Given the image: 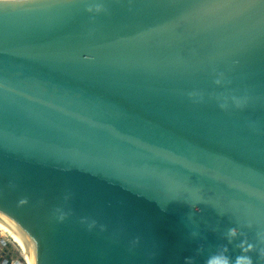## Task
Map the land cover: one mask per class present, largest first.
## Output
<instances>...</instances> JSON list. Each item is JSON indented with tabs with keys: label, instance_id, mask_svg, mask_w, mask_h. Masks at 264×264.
Here are the masks:
<instances>
[{
	"label": "water",
	"instance_id": "obj_1",
	"mask_svg": "<svg viewBox=\"0 0 264 264\" xmlns=\"http://www.w3.org/2000/svg\"><path fill=\"white\" fill-rule=\"evenodd\" d=\"M0 215L35 264H264V0H0Z\"/></svg>",
	"mask_w": 264,
	"mask_h": 264
},
{
	"label": "bare ground",
	"instance_id": "obj_2",
	"mask_svg": "<svg viewBox=\"0 0 264 264\" xmlns=\"http://www.w3.org/2000/svg\"><path fill=\"white\" fill-rule=\"evenodd\" d=\"M0 228L4 230L5 233L10 235L13 241L24 250L27 263L35 264V259L31 246L22 231L20 230V228L16 224L3 217L2 215H0Z\"/></svg>",
	"mask_w": 264,
	"mask_h": 264
},
{
	"label": "rangeland",
	"instance_id": "obj_3",
	"mask_svg": "<svg viewBox=\"0 0 264 264\" xmlns=\"http://www.w3.org/2000/svg\"><path fill=\"white\" fill-rule=\"evenodd\" d=\"M3 239L4 241H6V245L1 246V248L4 247V249H6V253H10L15 260L17 259L19 262L21 261V263H25L26 264V260L24 259V256L22 254V249L13 241V239L10 237V235H8L7 233L4 232V230H0V240ZM2 243V242H0ZM6 247V248H5Z\"/></svg>",
	"mask_w": 264,
	"mask_h": 264
},
{
	"label": "clouds",
	"instance_id": "obj_4",
	"mask_svg": "<svg viewBox=\"0 0 264 264\" xmlns=\"http://www.w3.org/2000/svg\"><path fill=\"white\" fill-rule=\"evenodd\" d=\"M235 231H236L235 229H232L231 230L232 234H235ZM247 247L250 249V248H252V245L248 244ZM245 250H247V249H245ZM225 264H227L226 261H225ZM236 264H252V261H251L250 257L242 256V257L237 258Z\"/></svg>",
	"mask_w": 264,
	"mask_h": 264
},
{
	"label": "built area",
	"instance_id": "obj_5",
	"mask_svg": "<svg viewBox=\"0 0 264 264\" xmlns=\"http://www.w3.org/2000/svg\"><path fill=\"white\" fill-rule=\"evenodd\" d=\"M0 230H1V228H0ZM10 237H11V236H10ZM0 242H2V243H0L1 246H2V244H3V246L6 245V241H4L3 239H1ZM1 246H0V250H2ZM21 249H22V248H21ZM22 254H23V256H24V259L26 260V264H28V263H27V259H26V255H25V252H24L23 249H22ZM12 261L14 262L15 260H12ZM20 263H21V261H20ZM21 264H25V263H21Z\"/></svg>",
	"mask_w": 264,
	"mask_h": 264
},
{
	"label": "crops",
	"instance_id": "obj_6",
	"mask_svg": "<svg viewBox=\"0 0 264 264\" xmlns=\"http://www.w3.org/2000/svg\"><path fill=\"white\" fill-rule=\"evenodd\" d=\"M6 248V247H5ZM7 254V253H6ZM11 257H13L10 253H8ZM12 260H15L14 258H12Z\"/></svg>",
	"mask_w": 264,
	"mask_h": 264
}]
</instances>
